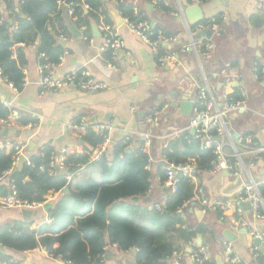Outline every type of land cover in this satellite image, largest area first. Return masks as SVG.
Segmentation results:
<instances>
[{
	"label": "crops",
	"instance_id": "1",
	"mask_svg": "<svg viewBox=\"0 0 264 264\" xmlns=\"http://www.w3.org/2000/svg\"><path fill=\"white\" fill-rule=\"evenodd\" d=\"M165 1L172 8L171 12H163L156 6L149 10V4L145 7L150 23L154 22L152 27L155 26L170 37H175L176 40L168 47L179 55V64L175 67H162L157 63L141 39L124 23L114 4L107 5L111 27L124 41L125 47L121 52L112 54V62L107 61L102 50L105 34L101 29L102 25L107 24L103 20L99 25L93 24L92 36L86 39L84 31L79 30L71 21L73 15L70 6L61 4V16L69 26L70 35L66 40L59 39V44L64 49V61L61 67L53 68L56 76L63 77L71 71L79 70L85 73L86 80L103 82L107 88L93 93L71 85L60 91H43L40 87L42 75L39 70L41 64L37 45L29 48L20 46L26 50L28 61L24 70L25 87L19 95H15L0 76V97L2 101L12 103L11 110L15 115L30 116L37 124L8 128L2 123L5 130L19 133L7 137L2 135L3 132L0 133V149L6 147L7 143H18L23 149L25 161L37 155L46 144H51L60 153L67 150L69 154L82 155L84 145L81 138L67 128L72 121H83L90 127L98 124L116 127L119 132L113 134L111 143L121 135L126 136L129 131L148 132L154 139L151 145L153 162L148 167L152 177L147 199L150 198L151 202L147 203L162 204L171 193L161 182L158 171L159 164L166 162L163 151L173 140L185 132L191 133L192 130V113L184 114L179 102L194 100L198 87L207 82L217 99L221 100L229 93L242 102V108L226 119L229 131H234L236 137L231 134L230 139L224 138L226 151L231 155L238 153L241 165L234 168V171L239 173L237 177L232 176L230 172L215 174L208 171L201 174L198 180L193 179L201 186L203 198L209 203L229 200L233 202V210L229 213L214 211L199 201H193L185 207L181 213L185 227L196 230L203 226L205 230L198 233L193 242L182 246L179 253L180 264H196L191 256L199 247L198 237L202 239L200 246L205 247L210 254L211 264H218L220 259L225 264V243L232 245L233 254L242 264H264V246L257 244L250 235L251 231L264 234V219H254L250 204L240 200L246 186L253 183L261 186L260 195L261 189L264 188V152L258 155L255 167L249 168L252 156L245 144L246 138H250L264 148V81H260L256 76V66L260 63L264 65V26L253 21L256 15L264 13V0ZM135 2L136 5L142 4L141 0ZM194 6L200 8L202 22L219 19V32L211 38L214 50L208 57L197 56L192 51L181 52L182 47L190 42L191 34L195 38L200 36L196 32L197 23L191 24L186 15V10ZM1 12L4 19L10 14L3 1ZM194 17L196 16H192L193 19ZM72 29L79 33V37L74 36ZM94 29L99 34H96ZM157 111L160 112L157 121L149 122V116ZM138 112H144L145 115L133 129L135 114ZM12 122L15 123V120L12 119ZM123 123H126L125 129H122ZM140 127L144 129L141 130ZM116 133L119 134L118 137L115 136ZM135 139V145L143 144L142 141L138 142L140 139ZM135 145L130 148L133 149ZM112 147L107 149L109 154ZM5 149L7 154L12 151L10 147ZM95 154L96 152L93 154V160ZM235 163L236 160L233 165ZM60 196L51 195L46 203L53 204ZM147 199L139 198L138 203L145 204ZM239 204L241 213L237 212ZM21 211L0 208V226L15 221L25 222ZM35 211L36 214L29 223L36 229L45 223L49 224V211L46 212L43 207ZM219 211L223 213L222 216L218 215ZM261 212L264 215V198ZM226 233L227 236L233 235L234 241L229 242ZM256 245H260L262 258L255 256L253 247ZM2 255L10 256L21 264L61 263L51 258L43 248L33 253H17L0 245V257ZM135 256L134 251L121 252L109 245L103 264H136ZM176 260L177 257L173 256L170 264H176Z\"/></svg>",
	"mask_w": 264,
	"mask_h": 264
},
{
	"label": "trees",
	"instance_id": "2",
	"mask_svg": "<svg viewBox=\"0 0 264 264\" xmlns=\"http://www.w3.org/2000/svg\"><path fill=\"white\" fill-rule=\"evenodd\" d=\"M2 1L10 13L5 19L1 12ZM141 1V5H136L135 0H0L2 79L22 92L28 61L26 50L20 46L37 45V55L46 56V59H40L41 65L57 67L60 64L64 49L59 39L70 35L69 26L61 16V3L73 9L71 21L79 30L85 27L83 35L90 38L93 24L99 25L103 20L112 25L107 11V5L111 4L116 5L122 18L135 24L148 21L151 25L145 6L152 0ZM84 6L88 7L87 11ZM156 7L163 12L172 11L165 0ZM253 21L264 26V13L256 15ZM216 22L219 23L218 18ZM151 28L154 32L159 30L155 26ZM104 57L112 62L111 51H106ZM256 76L260 81L264 80L261 63L256 66ZM12 114L13 110L5 106L0 97V133L5 130L2 122ZM17 123L19 126L37 124L35 119L21 114ZM80 140L84 153L64 155L60 171L59 166H51L54 158H58V152L51 144L44 145L20 168L15 166V151L7 154L6 150L0 149V197L12 194V187L17 199L28 203L44 204L51 195H61L49 210V224L38 229L29 222L1 225L0 245L3 248L17 253H33L43 248L61 263L98 264L109 242L121 252L137 249L136 264H170L173 256L181 253L184 244L193 242L198 233L204 232L203 226L196 230L186 228L181 213L200 198L202 188L193 179L211 171L215 157L212 149H201L199 140L191 133L185 132L173 140L163 155L166 162L175 165L194 161L197 172L191 176H178L177 190L169 193L166 208L160 212L151 209L149 203L131 201L134 197L147 199L151 188L149 157L143 152L142 143L135 145L137 139L127 141L121 135L115 139L110 154L108 149L93 160V154L100 151L105 141V134L88 126ZM132 145H135L133 149L130 148ZM162 166L159 164L158 171L164 183L166 173ZM261 196L264 198V188ZM218 215L223 213L219 211ZM259 258H262L260 250ZM0 262L21 264L7 255H2Z\"/></svg>",
	"mask_w": 264,
	"mask_h": 264
},
{
	"label": "built area",
	"instance_id": "3",
	"mask_svg": "<svg viewBox=\"0 0 264 264\" xmlns=\"http://www.w3.org/2000/svg\"><path fill=\"white\" fill-rule=\"evenodd\" d=\"M164 0H152L150 5L157 6L159 3ZM63 4V3H61ZM85 9H88L87 6H84ZM135 12L138 13V9H135ZM71 14H74L73 9L71 10ZM124 23L127 27L138 36L143 44L150 50L151 55L155 58L157 63L162 66H172L175 67L179 64V55L175 53L173 50H169V44L173 43L176 39L175 37H167L164 32L159 29L157 31H153L151 25L148 21L141 22L138 24L133 23L128 18L124 19ZM101 29L105 34V42L102 47L104 52L111 51L112 54H117L123 50L125 47L124 41L115 33L111 26L102 25ZM220 29L219 24L216 22V19H211L206 22H200L196 24V32H210L212 34L218 33ZM82 31H85V27L81 28ZM191 33V32H190ZM86 39H89L85 37ZM62 40H66L65 37H61ZM214 50V45L210 40L205 37L199 36L195 38L191 34V40L188 44L182 47L181 52H194L197 56L203 55L204 57H208ZM40 59H46L45 54H40ZM63 58H61V62L58 67H61L63 64ZM55 67L50 65H40L39 70L42 75V79L40 81V87L43 91H60L71 85H75L82 91L87 92H99L103 91L107 88V85L103 82H96L93 80H86L85 73L79 70L71 71L63 77H57L54 71ZM0 76L2 73L0 71ZM5 81V80H4ZM264 81V80H263ZM6 82V81H5ZM26 82L24 81L23 88L25 87ZM15 95H19L20 92L13 88L12 85H9ZM1 96V93H0ZM5 106L12 109V103L7 101H2ZM194 103V108L192 112L191 119V128L194 130L195 136L200 144L201 149H212L214 154V161L212 162V173L218 172H230L232 176L237 177L239 173L234 171V168L240 166L241 157L238 153L231 155L229 154L224 145V138L228 137L229 139L232 137L231 133L228 129L226 119L232 114L237 113L242 108V102L231 96V94L226 93L221 100L217 99L213 89L206 82L205 84L198 87L195 99L192 100ZM159 111L154 112L151 116H149L148 121H157V117L159 115ZM18 116L15 113L6 120L3 121V125L10 128H18ZM12 119L15 120V123L12 122ZM88 125L83 121H72L67 125V128L73 133L77 134L79 138L85 133ZM92 128L97 132H102L105 134V141L98 151V155L95 156V159L104 152L109 147V144L112 141L113 134L115 132H119L118 129L109 124H98L92 126ZM126 140L130 141L131 139L138 138L143 142V152L149 157L148 163L151 164L153 159L151 157V145L154 139L153 135L144 131H129L126 133ZM245 144L249 150V154L252 156V160L249 164V168L255 167L256 160L258 155L264 152V148L260 147L256 142H254L250 138H246ZM6 147H10L12 151L16 152L14 156L15 166L20 161L22 154V147L18 143H7ZM5 146L2 147V150H6ZM11 151V152H12ZM22 154V155H21ZM68 154L67 150H63L61 152L60 159L54 158L51 166H59V169H63L64 163V155ZM55 160H58L57 165L55 164ZM236 160V163L233 165L232 161ZM163 170L166 173V180L164 181V185L167 189L171 190V192H176L178 176H191L196 172V163L194 161H190L184 165H175L168 162L163 164ZM261 186L256 184L248 185L244 188V194L240 197L242 203H249L251 206V214L252 217L256 220H263L264 215L261 212V206L263 204V198L260 195ZM203 192L200 190V198L195 199L194 201H199L208 209L222 210L226 213H229L233 210V202L232 201H224V202H213L209 203L206 198H203ZM45 204V203H44ZM237 209L238 213H241L240 204ZM40 207H43V204L38 203H28L23 202L16 197L15 188L12 187V194L6 197H0V208H10V209H20V210H36ZM151 209L156 211H163L166 208V200L163 201L162 204H152L150 206ZM206 211V210H204ZM181 213V212H179ZM49 222V221H48ZM251 237L255 241H259L261 246H264V234H261L257 231L250 232ZM225 264H242L238 257L233 254L232 245L230 243H225ZM260 245H256L253 247V251L256 257H259V247ZM115 247V246H114ZM135 254H137L138 250L133 249ZM129 252V251H128ZM177 257L176 264H180L179 254H175ZM107 257V248L105 249V253L101 255L100 261L98 264H103ZM192 260L196 264H204L205 262L210 260V254L206 250L205 247L199 246L192 253ZM0 264H4L0 262ZM60 264H72V263H60Z\"/></svg>",
	"mask_w": 264,
	"mask_h": 264
},
{
	"label": "water",
	"instance_id": "4",
	"mask_svg": "<svg viewBox=\"0 0 264 264\" xmlns=\"http://www.w3.org/2000/svg\"><path fill=\"white\" fill-rule=\"evenodd\" d=\"M147 8H148L149 10H152V9L154 8V6H153V5H148ZM186 15H187V17L189 18V21L191 22V24L199 23V22H202V21H203V20H202L201 10H200V8H199L198 6H194V7H191V8H189V9H187V10H186ZM192 16H196V17H194V19H193ZM120 22H121V21H120ZM151 24L153 25L154 22H152ZM152 25H151V26H152ZM72 32L74 33V36H75V37H79V33H77L75 30L72 29ZM94 32H95L96 34H99L98 31H97L96 29H94ZM199 35L202 36V37L207 38L208 40H211L213 34L210 33V32H207V33L202 32V33H199ZM179 106L182 108V112L184 111V112H183L184 114L186 113V115H187V114L190 115V114L193 112L194 103H193L192 101H190V100H183V101L179 102ZM144 115H145L144 112H138V113L135 114V123L132 125V128H133V129L137 127L139 119H143ZM125 126H126V123H123V127H122V129H125ZM140 128H141V130L144 129L143 127H140ZM230 132H231V134H232L234 137H236V133H235L234 131H231V130H230ZM15 133H19V131H8V130H5V131H3V134H2V135H3L4 137H7L8 135H13V134H15ZM191 134H192V135L195 134L194 130H191ZM115 136L118 137L119 134L116 133ZM138 142H141V140H139ZM109 146H110V147L114 146V142H112ZM57 155H58V159H60V157H61V153L58 152ZM97 155H98V152H96V154H95L94 156H97ZM25 159H26L25 156L21 157V159H20V161H19V163H18V168H20V167L22 166V164L25 162ZM160 164L163 165L164 162H161ZM58 171H60V169H58ZM63 192L66 193L67 190H64ZM131 201H132V202H135V203H138V202H139V198H138V197H134V198L131 199ZM147 202H151V199L148 198L146 201H144V203H147ZM52 207H53V204H52V203H46L45 205H43V209H44L46 212H48ZM249 207H250V205H249ZM21 213H22V216H23V220H24L25 222H30L31 219H32V217L36 214V211H35V210H26V209H24V210L21 211ZM199 215H201V214H199ZM48 220H50V216L48 217ZM227 233H228V232H227ZM227 233H226V239H227L229 242L234 241V239H233V238H234L233 235L228 234L229 236H227ZM255 242H256L257 244H259V241H255ZM201 243H202V239H201L200 237H198V238H197V245L200 246ZM109 245H110V244H109V242H108V243H107V247H109ZM189 252H191L190 249H189ZM218 264H223L222 261H221V259L218 260Z\"/></svg>",
	"mask_w": 264,
	"mask_h": 264
}]
</instances>
